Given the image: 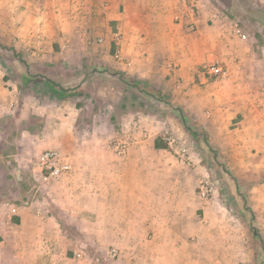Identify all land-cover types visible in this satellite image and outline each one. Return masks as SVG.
<instances>
[{
    "label": "crops",
    "instance_id": "obj_1",
    "mask_svg": "<svg viewBox=\"0 0 264 264\" xmlns=\"http://www.w3.org/2000/svg\"><path fill=\"white\" fill-rule=\"evenodd\" d=\"M223 13L212 0H22V18L17 23L3 18L1 29L5 40L62 86L79 70L85 86V67L100 64L120 83L137 79L139 89L176 80L179 88L194 87L213 103L210 118L196 111L197 122L215 136H241L226 148L228 165L236 168L242 161L264 168V43L256 34L234 33L235 23ZM66 53L72 56L67 66H53L52 57ZM214 58L228 65V79L203 71ZM70 70L65 79L62 71ZM8 83L0 72V159L8 165L14 160L24 182L3 189L2 181L12 180L0 171V264L245 259L233 239V217L231 224L222 222L230 217L228 209L199 201L200 156L192 149L190 166L167 146L157 147L154 119L123 113L120 128L138 126L148 138L120 156L108 142L119 130L108 111L87 114L83 104L51 93L21 104ZM224 111L230 125L235 121L232 131L222 124ZM48 149L60 150L74 164L71 173L50 184L40 165ZM244 176V182L252 181ZM257 181L264 188V180ZM112 247L119 249L117 257L109 256Z\"/></svg>",
    "mask_w": 264,
    "mask_h": 264
},
{
    "label": "rangeland",
    "instance_id": "obj_2",
    "mask_svg": "<svg viewBox=\"0 0 264 264\" xmlns=\"http://www.w3.org/2000/svg\"><path fill=\"white\" fill-rule=\"evenodd\" d=\"M11 1L14 4L13 6L9 0L8 2L0 3V72L4 80L9 81L10 88L17 93L21 104L23 100H28L30 96H37V98L43 100L51 90L46 85L35 80V82L27 83L28 85L23 80L30 78L32 74L43 75L45 72L35 67L39 66L37 60L29 55H23L22 51L18 52L15 46L9 43V38L5 40L3 36L4 31L1 29L3 18L16 23L18 22L17 20L22 18V0ZM239 1H237L240 5L239 8L231 10L230 14H223L227 15L228 20L237 23L239 27L243 28L246 34H256L264 43V0ZM3 5L6 8H2L1 6ZM217 6L223 11V8L219 5ZM234 33L240 36L235 30ZM68 58L72 59V56L69 55L68 57L67 53L59 54L58 57L53 56V66H67ZM70 66H72V62ZM92 67H95L96 70L93 71ZM107 68L100 66V64L85 67V86L81 84L83 82H81L82 79L80 78L82 71H75V78L72 81H68L64 86L69 89L70 101L77 104V106L83 104L87 114H90V110H99V112L105 110L110 113V121L113 123L114 128L119 130L109 138V145L112 138L125 129L139 132L138 126L132 124L130 127L120 128L121 119L124 118L125 120V113L154 119L155 126H157V135L159 136L157 139H161L162 130L166 127L180 136L190 151L193 149L200 156L202 173L199 174L197 184L199 201L204 206H212L214 202H217L219 206L227 208L230 217L223 219L222 222L224 224L227 222L226 219L231 224V217H233L234 242L244 248L243 253L245 255H249L248 260H246V255L245 259H239L235 264H264V188L257 187L261 184L257 180H264V168L243 166L242 161L235 166L236 168H232L228 165L226 159L227 146L236 142L232 141L233 138L237 140L241 136L236 134L234 137L224 131L225 134L219 133L218 136H215L206 129L202 122H197L196 111L199 112L200 116L210 118L213 103L207 95L196 94L194 87L179 88L177 87L179 80H176L173 81L172 86L163 84V86H158L159 88L157 86L153 87L151 91H144L136 85L128 83L138 82L137 79L120 83L118 79L113 78L110 74L109 71L111 69ZM62 72L65 73V79L71 77V70L70 72ZM58 84L61 85L60 83ZM87 101L91 102L90 108L84 106ZM181 113H183L187 124L199 131V139H194L186 129L180 116ZM220 119L224 126L227 127L228 124L231 127L230 130L236 127L235 121L230 125L225 111ZM226 127H224V130H226ZM205 139L209 140V146L205 145ZM162 142L164 141L162 140ZM13 162V165H8V162H3L0 159V171L3 174H9V180H12L9 185L5 184L8 180H3L1 184L3 189L8 186L12 188L15 186L20 187L22 186L21 183L24 182L22 179L24 175L22 174V168L15 165L16 162L14 160ZM247 173L250 175L251 182L243 181L246 178L244 175ZM200 178L207 180L212 189L209 200H204L199 196ZM51 182L45 181L46 184ZM113 248H116L117 251L119 250L117 247H112L109 256Z\"/></svg>",
    "mask_w": 264,
    "mask_h": 264
},
{
    "label": "built area",
    "instance_id": "obj_3",
    "mask_svg": "<svg viewBox=\"0 0 264 264\" xmlns=\"http://www.w3.org/2000/svg\"><path fill=\"white\" fill-rule=\"evenodd\" d=\"M235 25V31L242 37H246L245 31L239 27L237 23ZM117 58L123 59L120 54H117ZM203 71L219 80H226L230 76L228 65L218 58H214L203 65ZM161 139L166 143L167 147L184 163L187 165H195L194 159L191 157L190 149L185 142L170 128L166 127L162 130L160 135ZM148 138L147 133H137L132 129H125L122 132L116 134L112 138L110 145L114 151L120 155H126L128 149L135 145L145 141ZM40 165L42 168L43 179L46 182L60 179L67 176L74 169V164L70 157L62 153L57 149H48L40 156ZM212 189L209 183L204 178L199 179V196L204 200H209ZM118 256V251L113 248L110 253V257L114 258Z\"/></svg>",
    "mask_w": 264,
    "mask_h": 264
},
{
    "label": "trees",
    "instance_id": "obj_4",
    "mask_svg": "<svg viewBox=\"0 0 264 264\" xmlns=\"http://www.w3.org/2000/svg\"><path fill=\"white\" fill-rule=\"evenodd\" d=\"M216 5H219L221 8H223V11L226 14H230L231 10L235 9V8H239L240 5L238 4V0H212ZM242 1V0H240ZM239 1V2H240ZM30 77V76H29ZM30 79L35 80L36 82H40L43 85H46L51 91L50 93L52 95H54L57 99H64L69 97L70 95H68L69 89L59 85L57 82H55L53 79L48 78L47 76L44 75H40V74H32L30 78H26L25 80H23L25 82V84L29 83ZM130 85H136L137 87H140L139 82H133L130 83ZM28 85V84H27ZM144 91H151L152 88H148V86H142L141 88ZM183 124L186 127V129L191 133L192 137L194 139H199L200 137V133L198 130L192 128V126H189L187 124V121L183 115V113L180 114ZM205 145L209 146V140L205 139ZM156 146L157 147H166V144L164 142H162L161 139H157L156 140Z\"/></svg>",
    "mask_w": 264,
    "mask_h": 264
}]
</instances>
